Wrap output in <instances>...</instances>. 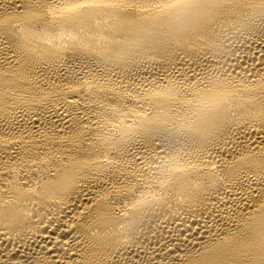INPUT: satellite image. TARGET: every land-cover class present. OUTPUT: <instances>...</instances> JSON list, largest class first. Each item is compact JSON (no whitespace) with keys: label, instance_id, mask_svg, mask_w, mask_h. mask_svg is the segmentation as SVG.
Returning <instances> with one entry per match:
<instances>
[{"label":"bare ground","instance_id":"1","mask_svg":"<svg viewBox=\"0 0 264 264\" xmlns=\"http://www.w3.org/2000/svg\"><path fill=\"white\" fill-rule=\"evenodd\" d=\"M264 0H0V264H256Z\"/></svg>","mask_w":264,"mask_h":264},{"label":"snow or ice","instance_id":"2","mask_svg":"<svg viewBox=\"0 0 264 264\" xmlns=\"http://www.w3.org/2000/svg\"><path fill=\"white\" fill-rule=\"evenodd\" d=\"M260 259L256 262V264H264V245L261 246L259 250Z\"/></svg>","mask_w":264,"mask_h":264}]
</instances>
